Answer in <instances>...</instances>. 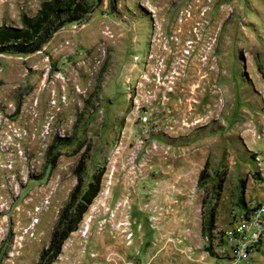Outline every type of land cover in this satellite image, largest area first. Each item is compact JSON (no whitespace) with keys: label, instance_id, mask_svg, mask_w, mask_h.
I'll list each match as a JSON object with an SVG mask.
<instances>
[{"label":"rangeland","instance_id":"1","mask_svg":"<svg viewBox=\"0 0 264 264\" xmlns=\"http://www.w3.org/2000/svg\"><path fill=\"white\" fill-rule=\"evenodd\" d=\"M42 1L0 0V25ZM4 110L21 155L0 154V264H37L78 162L76 201L101 171L98 191L50 264H264V0H97L0 54ZM256 213L238 253L226 233Z\"/></svg>","mask_w":264,"mask_h":264},{"label":"trees","instance_id":"2","mask_svg":"<svg viewBox=\"0 0 264 264\" xmlns=\"http://www.w3.org/2000/svg\"><path fill=\"white\" fill-rule=\"evenodd\" d=\"M97 0H45L42 1L35 14L28 17L24 14L19 16V26L0 25V54H31L40 50V47L50 39L51 35L60 27L84 21L94 10ZM113 4V0H110ZM62 141V140H58ZM83 162H78L73 173L77 181L69 200L61 210L56 227L50 235L48 245L40 255L37 264H50L59 254L60 247L67 236L76 230V226L81 220L87 207L95 197L99 187V171L92 177V181L87 185L86 190L76 201L81 182V172ZM207 178L206 164L198 174L197 186ZM222 183L219 179L218 188ZM244 206V205H243ZM245 207V206H244ZM214 226V211L211 208L206 217L202 220L201 235L206 234L212 238Z\"/></svg>","mask_w":264,"mask_h":264},{"label":"built area","instance_id":"3","mask_svg":"<svg viewBox=\"0 0 264 264\" xmlns=\"http://www.w3.org/2000/svg\"><path fill=\"white\" fill-rule=\"evenodd\" d=\"M11 119V116H5V110L2 115H0V135L6 133V129L9 127V120ZM4 127H6L4 129ZM17 136L13 138V142H15L17 139ZM12 143L7 145L5 147V151H0V154H3L4 152L10 151L11 154H15L16 156L21 155V151L19 147H13ZM10 169V164L7 163L5 165H0V169ZM259 215L256 213L254 217H252V220H249L248 222H245L249 225V228L245 227H237L235 231H228L226 233L228 237V241L230 242V245L232 247H236V251L238 253H243L244 248H247L248 246H251L250 243H255L257 239L259 238ZM248 233V235H247ZM246 234V236H244ZM241 237V238H240Z\"/></svg>","mask_w":264,"mask_h":264},{"label":"bare ground","instance_id":"4","mask_svg":"<svg viewBox=\"0 0 264 264\" xmlns=\"http://www.w3.org/2000/svg\"><path fill=\"white\" fill-rule=\"evenodd\" d=\"M6 116V115H5ZM8 116V115H7ZM9 128V127H8ZM7 128V129H8ZM7 129H6V133H4V134H1L0 135V137L2 138V139H5V141L3 140V141H1L0 142V145H2L3 146V149H1V151H5V147L7 146V145H9V141H7V139L5 138V136H7V138H9V140H12L14 137H16V134L15 133H10V131H7ZM11 137V139H10V137ZM11 142V141H10ZM131 237H132V235H130V234H128V236H127V239H128V241H129V243H130V241H131ZM122 240H123V238H122Z\"/></svg>","mask_w":264,"mask_h":264},{"label":"water","instance_id":"5","mask_svg":"<svg viewBox=\"0 0 264 264\" xmlns=\"http://www.w3.org/2000/svg\"><path fill=\"white\" fill-rule=\"evenodd\" d=\"M205 251H206L209 255H211V248H210V247H206V248H205Z\"/></svg>","mask_w":264,"mask_h":264}]
</instances>
